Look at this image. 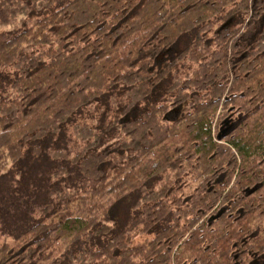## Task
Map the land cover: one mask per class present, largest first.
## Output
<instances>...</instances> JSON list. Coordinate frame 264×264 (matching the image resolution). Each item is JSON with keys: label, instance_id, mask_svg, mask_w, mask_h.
<instances>
[{"label": "trees", "instance_id": "16d2710c", "mask_svg": "<svg viewBox=\"0 0 264 264\" xmlns=\"http://www.w3.org/2000/svg\"><path fill=\"white\" fill-rule=\"evenodd\" d=\"M18 20L0 264L264 262V0H0Z\"/></svg>", "mask_w": 264, "mask_h": 264}, {"label": "rangeland", "instance_id": "374dc122", "mask_svg": "<svg viewBox=\"0 0 264 264\" xmlns=\"http://www.w3.org/2000/svg\"><path fill=\"white\" fill-rule=\"evenodd\" d=\"M23 21L24 20H18V23H15V24H13L11 26L0 27V36L3 33L9 32V31H13V30L17 31L19 29H22L23 28ZM25 22H27V20H25ZM258 26L259 25H256L255 27H252L250 29L245 30V34H244L243 37L247 38V39L252 37V35L257 31V27ZM186 72H187V70H186V68H184L182 70V72L179 73V74H184ZM13 78H14V69L12 67L11 68H7V69H5V70H3L1 72V75H0V94L10 91L9 81L12 80ZM170 81H171V79L168 80V82L165 83V85L160 86L153 94H151V96L148 99V102L150 100H159V99H163V98L168 97L169 94L166 92V88L168 87V85H170V83H171ZM148 102H146V104ZM79 118H78V120H79ZM81 119L83 120V118H81ZM231 127H232V125H230L229 123L226 126L227 129L228 128L230 129ZM22 166H23V164H22ZM10 167L12 168V173L8 174V176L6 177V178H8V180L11 179L13 177V174H15L18 171V169L20 168L18 166H12V165ZM42 172L44 174L48 175V172L45 169H42L41 172H39L37 167L33 168V170L31 171V173L28 176L26 175V176L23 177V180H25L27 182V181H29V178H31V177H34V178L36 177V178L40 179V178H42L41 177L42 176V174H41ZM17 177L18 176H16V179H17ZM4 185H5L4 181L0 182V196L3 194L2 192L5 191V190H3L4 189ZM25 190L27 191V189H25ZM23 191H24V188H23ZM26 191H25V193H26ZM28 192H29V189H28ZM139 194L140 193H137V196ZM35 199H36V197H35ZM12 222H17L18 223V221H14L13 218H12ZM4 223H6V222H2V220L0 219V246L6 241H8V242L12 241L11 234H9V232H7V231H5L3 229V226L7 227L6 224H4ZM141 239H142V237H141ZM259 264H264L263 260H260Z\"/></svg>", "mask_w": 264, "mask_h": 264}, {"label": "flooded vegetation", "instance_id": "af4514ba", "mask_svg": "<svg viewBox=\"0 0 264 264\" xmlns=\"http://www.w3.org/2000/svg\"><path fill=\"white\" fill-rule=\"evenodd\" d=\"M235 116H232V117H228L225 119V123L226 125L229 123L230 125H232V127L235 125ZM229 129V128H228Z\"/></svg>", "mask_w": 264, "mask_h": 264}]
</instances>
